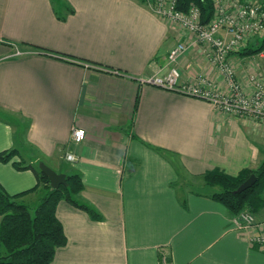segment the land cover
<instances>
[{
  "label": "crops",
  "instance_id": "0c3cea01",
  "mask_svg": "<svg viewBox=\"0 0 264 264\" xmlns=\"http://www.w3.org/2000/svg\"><path fill=\"white\" fill-rule=\"evenodd\" d=\"M178 41L189 45L183 79L203 75L224 89L195 36L140 0H0V111L27 123L22 139L46 165L80 173L76 199L100 215L59 201L66 242L49 264H264L254 241L264 238V206L240 228L202 180L214 168H256L264 122L137 81ZM229 60L250 93L246 58ZM74 128L85 131L78 143ZM15 133L0 115V151L18 145ZM18 160L0 162L9 194L37 182Z\"/></svg>",
  "mask_w": 264,
  "mask_h": 264
},
{
  "label": "trees",
  "instance_id": "16d2710c",
  "mask_svg": "<svg viewBox=\"0 0 264 264\" xmlns=\"http://www.w3.org/2000/svg\"><path fill=\"white\" fill-rule=\"evenodd\" d=\"M191 4L199 7L202 23L211 19V0H177L176 7L187 11ZM263 48L264 37L259 43L255 41L235 53L249 56L257 54ZM0 115L5 121L15 125V140L18 144L0 151V162H8L18 156L19 160L12 164L17 169H32L37 180L31 189L16 194L7 193L0 185V264H49L56 249L66 242L62 224L55 213L59 201L65 200L82 208L93 219H100V215L92 207L76 199V195L84 188L80 173L67 168H64L66 171H57L65 173L66 184L53 188L48 177L39 168L38 164L43 162L42 159L22 139L27 123L17 121L4 111H0ZM156 149L166 151L158 147ZM23 151H27L28 158L23 156ZM251 174L256 176L254 184L236 192L237 187ZM202 180L205 186L213 190L209 197L223 204L234 219L243 212L254 216L264 206V159L256 168L241 169L236 175H230L219 168L207 170L202 174ZM36 190L40 192L37 200L33 204L26 203L24 197Z\"/></svg>",
  "mask_w": 264,
  "mask_h": 264
},
{
  "label": "built area",
  "instance_id": "2783aa9c",
  "mask_svg": "<svg viewBox=\"0 0 264 264\" xmlns=\"http://www.w3.org/2000/svg\"><path fill=\"white\" fill-rule=\"evenodd\" d=\"M213 14L207 23L201 22L200 9L191 4L187 11L177 9V0H146L150 10L159 17L171 20L195 36L204 47L209 63L217 70L225 82L220 88L209 77L197 75L185 80L178 67L179 59L187 51V42L178 41L169 51L166 63L154 74L139 77L142 85H151L161 89L175 91L182 95L209 102L214 109L233 116H245L264 122V71H250L248 79L252 91H244L234 65L229 56L256 40L264 37V4L257 0H211ZM22 51H17V53ZM255 57L264 60V48ZM85 131L72 130V140L82 141ZM66 159L74 161L72 153H66ZM253 215L243 212L234 222L238 227L252 225ZM255 242L264 243L263 237Z\"/></svg>",
  "mask_w": 264,
  "mask_h": 264
},
{
  "label": "water",
  "instance_id": "95a60500",
  "mask_svg": "<svg viewBox=\"0 0 264 264\" xmlns=\"http://www.w3.org/2000/svg\"><path fill=\"white\" fill-rule=\"evenodd\" d=\"M40 170L48 177L50 185L53 188H57L60 184H66L65 173H60L46 165L44 162H39ZM256 176L251 174L246 180H244L236 189V192H241L254 184Z\"/></svg>",
  "mask_w": 264,
  "mask_h": 264
},
{
  "label": "rangeland",
  "instance_id": "374dc122",
  "mask_svg": "<svg viewBox=\"0 0 264 264\" xmlns=\"http://www.w3.org/2000/svg\"><path fill=\"white\" fill-rule=\"evenodd\" d=\"M259 2H264V0H257ZM256 40H252V42H250V44L254 43ZM249 44V45H250ZM26 50V49H25ZM18 50H14V52H17ZM21 51V50H19ZM28 51V50H27ZM244 58H246V61L244 63H241L242 68H244L246 71L250 72V71H264V60H260L258 58L255 57V54L253 55H241ZM30 196H26L24 197V200L27 201L26 203L28 204H33V202H35L38 198V196L40 195V192L38 190L32 192L29 194ZM255 219L253 216V221L251 224L255 223Z\"/></svg>",
  "mask_w": 264,
  "mask_h": 264
}]
</instances>
